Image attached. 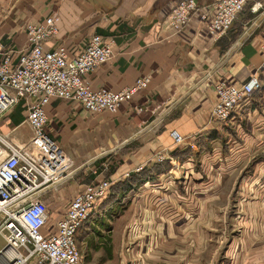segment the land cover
Listing matches in <instances>:
<instances>
[{
  "label": "crops",
  "instance_id": "obj_1",
  "mask_svg": "<svg viewBox=\"0 0 264 264\" xmlns=\"http://www.w3.org/2000/svg\"><path fill=\"white\" fill-rule=\"evenodd\" d=\"M177 1L0 0V39L6 44L4 51L14 60L17 51L27 46L26 23L50 14L57 32L45 41L44 49L64 43L77 51L93 32L113 40V57L86 75L94 88L118 90L142 75L149 76L147 86L136 92L130 101L95 113L80 102L51 98L45 106L48 119L45 130L60 151L59 156L51 160L31 150L34 136L25 120L23 100L0 116V134L34 154L47 171L53 167L51 163H55L61 170L54 168L53 174L67 173L63 181L51 185L42 194L45 202H50V195L59 192L68 178L71 190L66 199L61 200L65 205L85 182L98 179L107 166L104 160L99 165L94 164L97 158L101 160L113 153L118 156L106 176L114 180L124 179L126 172L150 165L157 156L163 155L169 163L166 170L116 199L118 210L114 215L118 211L120 216L145 217V212L153 213L144 211L143 194L157 195L169 189L170 176L199 183L204 178L201 173L208 167L209 170L215 168L216 174H210L219 176L220 180L225 169L247 162L263 149L264 52L260 46L264 43V0H253L248 10L238 15L228 33L218 40L206 33L201 17L213 10L217 0H196L197 7L188 23L176 35L169 25L168 14ZM254 2L260 4L255 11L250 9ZM253 74L261 80L260 90L253 92L227 123L211 122L215 84L225 80L241 85ZM171 130L182 136L181 144L173 143ZM88 163H92L90 169L95 168L96 174L90 172L81 180L73 176ZM197 166L200 168L193 170ZM212 206L209 210H214ZM110 208L105 202L93 211L78 232L77 243L91 232L96 218ZM109 231L113 250L123 241H119V237H130L116 228ZM147 240L139 242L144 244Z\"/></svg>",
  "mask_w": 264,
  "mask_h": 264
},
{
  "label": "built area",
  "instance_id": "obj_2",
  "mask_svg": "<svg viewBox=\"0 0 264 264\" xmlns=\"http://www.w3.org/2000/svg\"><path fill=\"white\" fill-rule=\"evenodd\" d=\"M253 0H217L209 14H202L205 31L213 40L224 37L239 17V13ZM258 4V5H257ZM260 4L254 2L250 9ZM197 7L196 0H178L168 14L174 34L182 31L189 16ZM57 32L52 15L26 23L27 46L14 58L0 39V116L20 100L26 108L25 120L31 128V150L47 160L59 156L54 140L46 134L45 106L53 97L80 102L88 111L98 112L130 101L133 95L147 86L149 76L142 75L124 88L114 90L91 86L86 75L109 61L114 53L112 39L97 32L89 35L83 46L73 51L61 43L44 49L47 39ZM264 52V43L260 46ZM261 80L250 75L241 85L219 80L214 86L215 104L210 121L227 123L234 111L253 92L260 90ZM175 145L182 136L171 130ZM163 155H159L161 160ZM44 169L23 148L0 134V234L4 244L0 248V264H85L77 246V234L84 223L109 195L115 180L100 176L83 184L74 193L61 216L49 225L46 203L42 199L51 185L63 181L67 173ZM141 166L135 168L139 170ZM93 174L97 171L91 170ZM130 171L124 174L129 176ZM56 179V180H54Z\"/></svg>",
  "mask_w": 264,
  "mask_h": 264
},
{
  "label": "rangeland",
  "instance_id": "obj_3",
  "mask_svg": "<svg viewBox=\"0 0 264 264\" xmlns=\"http://www.w3.org/2000/svg\"><path fill=\"white\" fill-rule=\"evenodd\" d=\"M248 5L241 12H246ZM117 157L113 153L101 160L97 158L94 164L98 162L99 165L104 160L107 166L101 176L108 175ZM164 161L157 156L152 164L161 165ZM147 164L135 172L152 166ZM91 167L92 163H88L73 176L86 179ZM214 172L216 174L215 168L209 170L206 167L199 183L168 176L171 180L169 189L158 196L143 194L144 211L153 213L145 212V217L120 216L118 211L115 216L113 212L118 210L116 199L122 195L114 194L115 189H111V194L100 206L106 202L112 208L96 218L87 236L78 239L82 261L85 264H264V146L247 162L225 169L220 180L219 176L211 175ZM158 176L152 172L149 179ZM69 179L59 192L50 195V202H45L49 225L64 208L66 202L62 201L71 190ZM221 195L223 197L219 199ZM211 206L214 210H209ZM113 228L122 234H130L127 239L119 237V241H123L120 247L116 246L117 250L114 248L116 251L109 231ZM142 239L148 240L143 244L139 242ZM166 243L169 245L161 247ZM3 244L4 238L0 234V248Z\"/></svg>",
  "mask_w": 264,
  "mask_h": 264
},
{
  "label": "trees",
  "instance_id": "obj_4",
  "mask_svg": "<svg viewBox=\"0 0 264 264\" xmlns=\"http://www.w3.org/2000/svg\"><path fill=\"white\" fill-rule=\"evenodd\" d=\"M163 163L164 164L161 165L158 163H154L152 164V166L145 167V169H142L141 171L131 172L129 176L125 177L124 179L115 180L110 190L115 189L114 194L116 195H124L128 193L131 189L138 187L143 182H145L146 179H149L152 172H156L157 174H159L169 167V163H167L166 161H164ZM109 194H111L110 191Z\"/></svg>",
  "mask_w": 264,
  "mask_h": 264
}]
</instances>
